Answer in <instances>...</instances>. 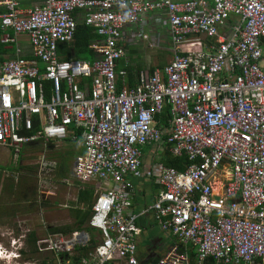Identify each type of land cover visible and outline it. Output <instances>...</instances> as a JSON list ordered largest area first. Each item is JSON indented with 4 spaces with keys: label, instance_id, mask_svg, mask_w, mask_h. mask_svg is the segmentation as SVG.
I'll return each mask as SVG.
<instances>
[{
    "label": "built area",
    "instance_id": "1",
    "mask_svg": "<svg viewBox=\"0 0 264 264\" xmlns=\"http://www.w3.org/2000/svg\"><path fill=\"white\" fill-rule=\"evenodd\" d=\"M0 7V44L19 54L23 35L30 47L28 59H0V152L16 164L26 146L40 145L41 176L56 165L46 152L70 140L81 151L64 183L100 188L91 232L47 235L38 253H51L54 264L93 239L80 264H142L139 224L152 216L172 240L152 264H192L191 255L197 264H264V0H45L29 10L0 0ZM150 14L166 28L173 56L140 71L131 87L125 46L148 41L137 25ZM79 19L96 33L94 56L61 61L58 47L73 41ZM165 108L169 127L161 131L154 116ZM163 133L171 155L190 162L184 171L157 161L143 170V148L162 151ZM142 179L158 190L138 209Z\"/></svg>",
    "mask_w": 264,
    "mask_h": 264
},
{
    "label": "rangeland",
    "instance_id": "2",
    "mask_svg": "<svg viewBox=\"0 0 264 264\" xmlns=\"http://www.w3.org/2000/svg\"><path fill=\"white\" fill-rule=\"evenodd\" d=\"M156 19L157 17L154 14H150L148 20L154 25L152 27L146 25L141 29V32L148 37V41L135 39L134 43L129 46L130 48L135 50L136 54L129 55L127 54L126 50V59L128 60V62L140 65L142 70H148L149 68H158L159 65L165 66L173 56V51L169 44L167 30L164 26L161 25L160 21ZM137 29L139 30V26H137ZM261 67L264 68V63H261ZM57 146L58 147L51 149L45 154L46 160H48L49 162H55L57 164L53 169H50V172L42 173L41 176L39 175V167L37 165L39 153L42 151L40 145L35 146V149L34 147L33 149H29L26 146V149L23 151L22 162L16 164H14L9 158L10 155L8 156V153H6L7 150H2L0 152L1 170L5 171L4 167L7 166L9 168L8 172L12 174H8L6 176H3V174L0 175V177L3 176L9 183L8 184L7 182H5V184L3 185L2 191H0V201H10L15 203V205L17 206L15 208V217H17L15 224H18V226H20L17 235L26 232V230H28L29 232H34L36 230L38 242L47 237L46 229L50 225L64 226L72 224L73 219L70 216V211L76 207V195L78 187L89 185L80 182H73L72 185H67L64 183V180H68V178H70V170L72 168L71 163L77 152L81 151V148L77 143L68 140L57 144ZM151 149L152 148H143L142 150V161L144 163L143 165L145 166L149 165L151 160L153 159H156L155 161H158L159 157L161 156V152L158 154H155V152V155H151ZM6 158L10 159L9 165L13 166L11 168H16L15 166L18 165L19 167H24V169L17 172L14 171L8 165H6L8 163L4 162L6 161ZM62 163L67 164L69 170L66 167V171L68 170L69 172L62 170L60 173L59 167L61 164L62 168ZM16 169L18 170V168ZM29 179L34 181L35 185L37 186L39 197L37 202L34 201L37 197L35 194L30 195L26 192H23V186L27 183H30ZM15 182L17 183L16 186ZM90 186L95 187L96 191L100 189L97 184H91ZM144 189H146V191H149L147 183H145L143 180L139 181L135 189L136 196H138L135 202L138 205L141 201V204L150 206L153 202V191L146 193L145 197V195H143ZM24 194H27L28 197H26ZM20 195L25 197H20ZM39 200L40 202H42L40 203L41 205L39 204ZM54 201H56L55 203H57L56 206L53 205ZM44 202H47V206H42ZM49 204L51 207L49 206ZM151 231H154L155 233L157 232V228H153V230ZM158 237V235H153L150 238L146 239V241L139 244V257L143 258L146 256L144 254L145 244H150L151 239H155ZM5 244L7 245L6 242ZM168 244H170V241H165L164 248ZM28 249V246H25L23 248V250H27V252L22 256V260L26 261V259H24V256H27L28 258L31 257V264L40 263L41 259L43 258L42 256H51V253L49 252L36 255L32 254V256H30ZM161 251L162 250H159L158 252L156 251L158 253V256Z\"/></svg>",
    "mask_w": 264,
    "mask_h": 264
},
{
    "label": "trees",
    "instance_id": "3",
    "mask_svg": "<svg viewBox=\"0 0 264 264\" xmlns=\"http://www.w3.org/2000/svg\"><path fill=\"white\" fill-rule=\"evenodd\" d=\"M96 39V33L94 32L93 29L86 27L82 22H78L76 31H75V36L72 42L61 45L58 47V52H59V59L61 61H67V60H72V59H77V60H83V59H92L93 54L92 52L88 49L89 43ZM127 54L129 55H134L136 54L135 50H133L130 47L126 48ZM4 53L3 47L0 45V54ZM131 58V56H130ZM164 65H159V68H162ZM155 68H149L147 71L151 73ZM128 79H129V86L133 87L136 84V76L139 74L140 71L142 70L141 66L138 64H134L132 67H128ZM45 90H46V96H49V87L48 83H44ZM155 122L157 124V128H159L161 131H164L168 129L169 124V111L168 109H165L161 114H156L154 116ZM77 135L79 136L80 133L77 132ZM167 135L165 133L162 134L161 138V146H162V152H161V157L159 159V163L166 167H172L178 171H184L190 162L188 161L186 156H180V157H174L171 155L169 152V144L166 142ZM69 141V140H68ZM29 149L31 147H28ZM152 148V147H150ZM33 149V147L31 148ZM35 149V147H34ZM24 151V149H23ZM23 151L20 156V163L22 162V156H23ZM155 148L151 149V155L155 152ZM143 163V162H142ZM18 166V165H17ZM65 166V167H64ZM10 167H13L10 165ZM19 167V166H18ZM16 167V168H18ZM66 167L68 169V166L66 163H62V168L61 164L59 167V171L61 173L62 170L66 171ZM68 172V170L66 171ZM65 172V173H66ZM61 175V174H60ZM65 176V174H64ZM145 183L148 185V190L144 189L143 195L146 197V193H149L153 191V200H154V195L156 191L158 190V187L152 185V183L149 180H144L142 179ZM139 180V181H142ZM138 182L136 183V185ZM138 196H136L137 198ZM94 198H95V187L90 186V185H85L83 187H80V189L77 192L76 196V207L70 211V216L73 219L72 224L70 225H64L62 227H55V228H49V233L50 234H62V235H69L72 232H91L90 229L87 226V222L91 216V207L94 203ZM152 200V201H153ZM141 202V201H140ZM139 202L137 208L141 209L143 207H146L145 204H141ZM149 221L148 226L145 225V223ZM141 223L139 224L140 226L143 227V229H146L145 233L149 230H153V228H157V224L154 222L152 216H149L145 218V220H141ZM158 230V228H157ZM160 232V231H158ZM144 233V230H143ZM161 233V232H160ZM162 234V233H161ZM163 236H166L165 234H162ZM160 236V235H158ZM168 237V236H167ZM169 238V237H168ZM171 239V238H169ZM26 243L28 244L29 247V252L31 254H36L37 253V240L34 238V234H30L27 238ZM147 243V242H146ZM96 246V241L91 239L89 243L82 247L78 246L75 248L74 253L71 256H60L62 260L58 262L59 264H80L81 260L83 258H87V255L95 248ZM31 248V249H30ZM23 255H25V252H21ZM43 258L41 259L40 264H53V260L55 257L51 254L47 256H42ZM145 260V257L142 258V260ZM191 259H193V256L191 255ZM142 264H152L149 262H143ZM204 264H215V261L213 259H208Z\"/></svg>",
    "mask_w": 264,
    "mask_h": 264
},
{
    "label": "crops",
    "instance_id": "4",
    "mask_svg": "<svg viewBox=\"0 0 264 264\" xmlns=\"http://www.w3.org/2000/svg\"><path fill=\"white\" fill-rule=\"evenodd\" d=\"M44 3H45V0H19V6H20V8L22 10H29V9L35 7V6H43ZM3 11H4V8L3 7H0V12H3ZM148 17L149 16H145L141 20V22L137 25V26H139V30L140 31L146 25L147 26H150V27H152L154 25V24H152L148 20ZM79 22H81L80 19H79ZM6 31H8V30H6ZM6 31H4V32H6ZM167 34H168V32H167ZM1 36H2V33H1V30H0V37ZM168 39H169V35H168ZM17 44H18V49H20V53L19 54H16V47H15V45L3 46V45L0 44L1 47H3V49H4V53H1L0 54V59L5 58V57H7L9 59H15V58H19V57L22 58V59H28L29 58V52H30V47H29L28 39L25 36H23V35L18 36L17 37ZM169 44H170V42H169ZM129 45L130 44H127L125 46V48L129 47ZM83 60H89V59H83ZM262 63H264V59H263ZM129 64L130 65L128 67H132L134 65L132 63H129ZM262 69L264 70V68H262ZM144 71H147V70H144ZM128 76H129V73H128ZM135 81H136V79H135ZM128 82H129V79L127 77V83ZM165 109H167V108H165ZM160 152H162V151H158L155 154H158ZM6 153H8V152H6ZM155 154L153 153L152 155H155ZM9 155L10 154L8 153V156ZM160 157H159V159H160ZM159 159H158L157 162H159ZM155 160L156 159H153V160H151V162H153V161L156 162ZM4 162L8 163L6 165H8L10 167V165H9L10 159L6 158V161H4ZM18 163H20V162H18ZM72 164H73V161L71 163V166H72ZM149 165H147V166L143 165L144 171H147L149 169ZM15 167H17V166H15ZM4 169H5V171H2L1 170V167H0V175H2V174H3V176H6L8 174L9 175H12L11 173L8 172L9 171V168L7 166L4 167ZM11 169H13L14 171L17 172V171L23 170L24 167H21L20 166V167H18V170L16 168H11ZM3 176L0 177V191H2V187L5 184V182L8 183V181ZM60 178H62V177H60ZM36 180H37V178H36ZM68 180H70V178H68ZM10 181H12V180H10ZM29 182L30 183H27V184H25L23 186V192H26V193H28L30 195L31 194H35L37 197H36V199L34 201L37 202L38 201V198H39L38 197V189H37V186L35 185L34 181H32L31 179H29ZM138 182H139V180H138ZM16 184L17 183L15 182V186H16ZM69 185H71V184H69ZM7 187H9V186H7ZM79 189H80V187H78V190ZM24 195L26 197H28L27 194H24ZM25 196L20 195V197H25ZM55 202L56 201L53 202V205L54 206L57 205V203H55ZM40 203H42V202H40V200H39V204ZM44 205L47 206V202H44L42 204V206H44ZM49 206H50V204H49ZM16 207L17 206L13 202H10V201L9 202H6V201L1 202L0 201V250H1V252H0V264H31V261H32L31 257L28 258L27 256H24V259H26V261L25 260H22L23 254L21 252L22 251L25 252V253L27 252V250H23V248L25 246L26 247L28 246V244L26 243V241H27V238H28V236L30 234H34V238L37 240L36 230L34 232H32V231L29 232L28 230H26V232H23L22 234L17 235V232H18V229H20V226H18V224H15L16 219H17V217H15L16 216V213H15V208ZM44 214H45V212H44ZM148 224H149V221L147 220V222L145 223V225L148 226ZM55 227H62V226L50 225L46 229V235H50L49 228H55ZM143 230H144V233H142V237L139 240V242H140L139 244H141L142 242L146 241V239L150 238L153 235H160L158 238L155 239L156 240L155 241L156 242V247L161 246V249L160 250H162V251H161V253L159 255L165 253L166 250L172 244V240L169 239L167 236H163L160 232H158L159 230H157V232H155V233H154V231L149 230V231H147V234H145V232H146L145 230L146 229H143ZM143 237H144V239H143ZM167 240L170 241V244L166 245V247L164 248V242L167 241ZM5 242L7 243L8 246L5 244ZM23 245H24V247H23ZM28 252H29V249H28ZM36 254H40V253H38V251H37ZM36 254H34V255H36ZM29 255L32 256V254H30V252H29ZM38 264H40V263H38ZM57 264H59V263L57 262ZM192 264H197V263L193 260L192 261Z\"/></svg>",
    "mask_w": 264,
    "mask_h": 264
},
{
    "label": "flooded vegetation",
    "instance_id": "5",
    "mask_svg": "<svg viewBox=\"0 0 264 264\" xmlns=\"http://www.w3.org/2000/svg\"><path fill=\"white\" fill-rule=\"evenodd\" d=\"M155 239H151L150 244H145V246H144V254L146 255L145 259L148 260L149 263L154 262V260L158 256L157 252L161 249V246L156 247V242H155L156 240Z\"/></svg>",
    "mask_w": 264,
    "mask_h": 264
},
{
    "label": "water",
    "instance_id": "6",
    "mask_svg": "<svg viewBox=\"0 0 264 264\" xmlns=\"http://www.w3.org/2000/svg\"><path fill=\"white\" fill-rule=\"evenodd\" d=\"M215 199H218L217 197H215ZM82 235H84V236H86V233H82ZM62 260V258L61 257H59V261H61ZM145 262L147 263L148 262V260H145ZM55 264H57V261L55 262Z\"/></svg>",
    "mask_w": 264,
    "mask_h": 264
},
{
    "label": "bare ground",
    "instance_id": "7",
    "mask_svg": "<svg viewBox=\"0 0 264 264\" xmlns=\"http://www.w3.org/2000/svg\"><path fill=\"white\" fill-rule=\"evenodd\" d=\"M0 252H1V250H0Z\"/></svg>",
    "mask_w": 264,
    "mask_h": 264
},
{
    "label": "clouds",
    "instance_id": "8",
    "mask_svg": "<svg viewBox=\"0 0 264 264\" xmlns=\"http://www.w3.org/2000/svg\"><path fill=\"white\" fill-rule=\"evenodd\" d=\"M57 262H59V261H57Z\"/></svg>",
    "mask_w": 264,
    "mask_h": 264
}]
</instances>
